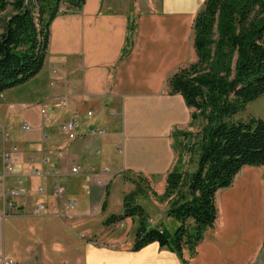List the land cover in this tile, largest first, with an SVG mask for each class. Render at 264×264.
I'll return each mask as SVG.
<instances>
[{
  "label": "crops",
  "instance_id": "0c3cea01",
  "mask_svg": "<svg viewBox=\"0 0 264 264\" xmlns=\"http://www.w3.org/2000/svg\"><path fill=\"white\" fill-rule=\"evenodd\" d=\"M202 2L85 0L52 20L42 69L0 95V132L9 136L6 143L0 138V175L3 151L17 146L14 172L0 180V191H22L12 215L0 196V264H70L52 248L66 254L65 244L55 247L56 237L99 220L103 188L88 180L102 167L161 179L172 170L181 142L172 131L189 137L200 124L192 123L193 109L169 92L167 81L194 59L193 22ZM71 119L83 137L62 132V121ZM23 123L30 129L23 131ZM92 127L106 134L90 136ZM231 188L216 192L221 220L205 230L191 257L157 242L139 250L83 243L79 264H250L264 246L263 200L260 207L258 192L229 195ZM69 199L77 201L72 217L62 214ZM38 201L45 204L41 214L34 210Z\"/></svg>",
  "mask_w": 264,
  "mask_h": 264
},
{
  "label": "trees",
  "instance_id": "16d2710c",
  "mask_svg": "<svg viewBox=\"0 0 264 264\" xmlns=\"http://www.w3.org/2000/svg\"><path fill=\"white\" fill-rule=\"evenodd\" d=\"M84 2L0 0V13L8 6L14 11L0 33V94L27 82L42 69L48 52L50 24L61 12V6L77 9ZM253 3L205 0L194 18L195 61L175 71L167 85L170 93L180 94L187 106L207 120L198 166L189 177L186 191L179 190L181 197L167 209V214L178 222L171 236L162 228L144 224L143 209L132 203L134 198L125 202L121 214L109 217V222L128 215L140 218L132 250L158 242L182 257L183 249L193 250L205 230L213 226L216 192L229 187L241 168L264 166V120H226L264 93V4L261 3L260 14V1ZM254 9L258 13L248 17ZM233 52L236 53L234 75L229 79ZM179 181V172L167 175L169 187L178 190Z\"/></svg>",
  "mask_w": 264,
  "mask_h": 264
},
{
  "label": "rangeland",
  "instance_id": "374dc122",
  "mask_svg": "<svg viewBox=\"0 0 264 264\" xmlns=\"http://www.w3.org/2000/svg\"><path fill=\"white\" fill-rule=\"evenodd\" d=\"M12 1V0H11ZM204 1L201 3L198 11L203 7ZM254 1L253 4L260 1V14L262 11L261 3L264 4V0H250ZM258 6H256L257 8ZM262 8V9H261ZM60 13H64L68 11L63 4L60 8ZM197 11V13H198ZM13 9L11 6H8L6 10L0 13V33L3 30L5 20L13 13ZM196 13V14H197ZM257 9L248 13V17L253 16L256 14ZM217 38V34L214 36ZM195 55V54H194ZM236 53L233 52L231 56L232 63L230 64L231 71L229 79H231L234 75V61H235ZM195 61V56L192 62L185 63L181 65L177 70L182 67H188L191 63ZM176 70V71H177ZM51 86H58V82L54 81L51 83ZM172 94V93H171ZM178 94V93H173ZM1 95V94H0ZM185 102V101H184ZM186 104V103H185ZM190 107V106H188ZM192 108V107H190ZM193 111L191 113V120L192 123L195 124L199 123L200 127L197 132H188L189 137H187L186 131L179 132L178 130H173L172 133H178L176 135V141L180 142V147L178 148V158L176 159V163L173 166L172 170L166 174V177L156 178L150 176L147 177L141 173H133L131 171H120V172H112L109 167H102L100 171V175H95L90 177V180L96 183V185L102 187L104 189L100 190V203L102 204V212L97 222H87V223H80L79 226L73 228V230H67V237L64 238L62 236L56 237L55 244L56 248H60V245L63 243L65 246L68 247L66 254L62 255L56 249H53L52 255L57 257V260L60 258H64L70 264H79L80 260H78V256L81 255V247L83 243H88L94 246H103V247H111V248H125L133 246V242L137 236V232L140 225V218L137 215L131 216H123L118 221L109 222V217L114 214H121L124 211V204L125 202L129 201L131 198H134L132 201L133 204H139L143 209V216L145 218L144 224L148 227H158L162 228L166 231V233L171 236L175 231L178 222L172 217L167 214V209L174 200L181 197L179 190L181 192L186 191L187 182L189 180L190 175L196 170L198 166L199 154L201 151V146L203 143V132L204 127L207 124V120L204 115L200 114L197 110L192 108ZM44 110V113H42ZM41 114L45 115L46 110L42 109ZM92 114V111H88V113ZM88 115V116H91ZM193 114L196 116L193 117ZM250 118H260L264 120V93H262L259 97L249 101L243 108H240L238 112L234 115L227 117L226 120L232 122H239V121H247ZM77 122L78 125L75 128L78 135L72 138L69 134V130L64 129V122ZM62 121L60 124V128L62 132H64L69 139H77L81 138L85 135L84 132H79L80 124L76 119L65 120ZM27 123H23L22 130L27 131L30 129V126H25ZM95 130H104L102 128H90L87 129L86 133L90 136H103L106 134V131L103 134H98L97 131L94 134ZM196 131V130H195ZM10 132V131H8ZM72 132V130L70 131ZM2 135L3 141L6 143L9 141V136L6 132H0V138ZM187 137V138H186ZM189 143H187V142ZM12 150L16 151L17 146L11 147L10 150H4L2 153V175H0V180H3L9 174L14 172V157L12 155ZM120 151V149H118ZM43 162H46L47 159L42 157ZM28 162L32 163L33 159L29 158ZM72 168V167H71ZM35 169V168H34ZM78 168L76 167V171ZM75 171V172H76ZM179 172L180 173V181L178 183L179 189L177 190L174 187H169L167 185L166 179L167 175L172 172ZM74 172V173H75ZM241 172V173H240ZM34 173H37L34 171ZM54 176H58V171H53ZM62 185L64 186V181L61 180ZM231 190L227 192L229 195H234L235 193L242 194L243 191H247L250 194H254L258 192V197L260 199V207L261 201L262 205H264V166L259 167H246L241 168L240 171L234 176L232 184L229 186ZM227 187V188H229ZM18 188H9L5 189L4 191L9 192L11 190H16ZM56 190V194L60 192V188L58 186H54ZM42 191L43 188L40 187L38 189ZM0 191V196L4 198L5 192ZM20 197V196H19ZM18 198V197H16ZM235 198L232 196L231 199ZM5 199V198H4ZM103 199V200H102ZM17 200V199H16ZM74 201L75 204L72 207H69V202ZM102 201V202H101ZM259 201V200H258ZM216 207V218L219 217L221 220V208H220V199L215 201ZM18 203V200H17ZM248 203V202H247ZM42 205V208H39V205ZM246 205H249L246 204ZM45 204L42 201H38L35 204V213L41 214L43 213L42 210ZM77 206V201L75 199L66 200L63 204V212L65 216L72 217L75 212V208ZM5 207V204H4ZM248 207V206H247ZM215 218V220H216ZM102 219V221H101ZM214 220V222H215ZM158 243V242H157ZM53 245V244H52ZM198 245V244H197ZM196 245V247H197ZM51 246V244L49 245ZM64 246V245H63ZM185 253L191 257L194 253L193 250H189L188 247H185ZM56 250V251H55ZM183 252V253H184ZM61 255V256H60ZM59 264V263H58ZM250 264H264V246L261 247L260 254L256 253L254 259H251Z\"/></svg>",
  "mask_w": 264,
  "mask_h": 264
},
{
  "label": "built area",
  "instance_id": "2783aa9c",
  "mask_svg": "<svg viewBox=\"0 0 264 264\" xmlns=\"http://www.w3.org/2000/svg\"><path fill=\"white\" fill-rule=\"evenodd\" d=\"M42 113H44V110H42ZM91 113L89 112L88 115H90ZM78 123L77 122H64V129L69 130V134L72 138L76 137L78 135V133L76 132L75 128L77 127ZM25 126L27 127L28 125L25 124ZM72 130V132H70ZM97 131L98 134H103L105 131L104 130H95L93 133L95 134ZM72 172L76 171V167H72L71 168ZM21 190L20 189H16V190H11L9 192H7L4 196V204H5V214H16L18 212V205H17V198L21 195ZM75 204L74 201H70L69 202V207H72ZM43 206L40 204L39 208H42Z\"/></svg>",
  "mask_w": 264,
  "mask_h": 264
}]
</instances>
